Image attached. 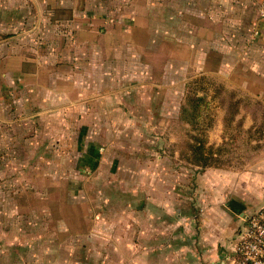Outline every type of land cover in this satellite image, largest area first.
I'll list each match as a JSON object with an SVG mask.
<instances>
[{
	"label": "crops",
	"instance_id": "0c3cea01",
	"mask_svg": "<svg viewBox=\"0 0 264 264\" xmlns=\"http://www.w3.org/2000/svg\"><path fill=\"white\" fill-rule=\"evenodd\" d=\"M115 1L0 0V33L41 35L37 54L28 39L0 41V127L9 152L0 146V161L27 162L34 146L35 161L80 164L56 173L73 184L33 194L29 186L21 191L26 202L3 204L0 264H226L245 220L264 207V138L239 169L191 165L175 147L187 94L175 103L181 78L186 85L212 76L264 104V25L254 37L249 0H170L175 12L150 0L148 13ZM223 1L229 10L218 7ZM189 2L206 3L194 17L212 29L185 20ZM179 17L190 39L174 34ZM161 40L196 50L183 62L195 76L180 77L174 57L164 64L136 57ZM241 117L244 130L256 125L252 115ZM31 127L38 139L17 135ZM215 129L212 143L229 140L222 120Z\"/></svg>",
	"mask_w": 264,
	"mask_h": 264
},
{
	"label": "rangeland",
	"instance_id": "374dc122",
	"mask_svg": "<svg viewBox=\"0 0 264 264\" xmlns=\"http://www.w3.org/2000/svg\"><path fill=\"white\" fill-rule=\"evenodd\" d=\"M135 1V2H134ZM150 0H130L129 3H127L126 5H128V7H132V5L134 4L135 6H137L139 8V10L141 12L144 13H148L150 9H146L143 5L145 3H149ZM161 5H162V11L164 12V9H166V12H168V9L175 12L176 8L174 7H169L167 6V3L170 0H158ZM175 1H179L181 2H185V0H175ZM128 2V1H127ZM232 1H230L229 3H231ZM124 3V0H116L113 4V6H118L120 4ZM190 4H192L190 7L186 6L185 9L183 10L184 12H186V21L188 23H192L198 27L202 26L203 28H207L212 29V26L207 25L204 26V22L197 17H194L195 14L199 13V11L201 9H206L204 8L206 6V3H208V1L205 3V6H203L204 4L201 3V5H199L198 2H189ZM193 3H195V5H193ZM239 7L238 9H242V10H246V6L244 4V2H238ZM137 4V5H136ZM176 4V3H175ZM234 4V3H233ZM180 6V5H179ZM178 6V7H179ZM184 6V5H183ZM182 6V9H183ZM218 7L221 10H229L230 6L228 5V2L223 1L222 4H218ZM235 7V6H234ZM186 10V11H185ZM234 10V8H233ZM249 12L251 11L253 13V15L255 16L257 13V4L252 1L249 0V7H248ZM182 11V10H181ZM250 14V13H249ZM197 18V19H196ZM174 27H177L175 30L174 34L178 37V38H186V39H190L188 37V35L186 34V32H183V28H182V18H175V21L173 22ZM211 33V32H210ZM209 34V33H207ZM241 35V34H240ZM13 36V37H12ZM40 33L37 30H33L30 33H0V41H7L8 39H12V38H16V40H18L20 43L24 40V39H28V41L31 44V47L33 45L34 42H36L35 44L38 43L39 39H40ZM163 40H161V44H158L157 46H159L158 48H152V49H146V50H142L140 53V55H136V57L138 59H142V61L146 62L149 61L151 62L152 60L155 62H159V64H164L166 62V58L171 59L172 57H174L175 59V65L179 66L177 69L179 71L180 77L181 76H185L186 77H191V76H195L194 74L196 73L194 70H186L185 68H183L184 65V60L186 61L185 64L188 65L189 63L193 62L194 58H196L198 56L196 50H192V49H188L185 46H182V44H176V47H172L170 45H168L167 43L162 42ZM37 47V46H36ZM175 49H172V48ZM38 49H35L32 47L31 50H28L30 53L32 54H37ZM27 52V51H26ZM126 52H128V54L130 53H134L135 51L128 49ZM136 53V52H135ZM138 53V52H137ZM149 66H145V64L143 65V71H148V72H152L149 68H147ZM161 68H159V71ZM185 69V70H184ZM194 71V72H193ZM185 72V73H183ZM186 74V75H185ZM199 79V78H197ZM197 79H192L189 81V83H186L185 85V79L181 78L180 80H178L175 83V91L178 92L177 96L175 97V103H177V105L179 103H181V99H182V91L186 89V91L191 87L190 84L194 81H196ZM201 82L196 83L194 82V85L192 86V88L194 89L193 92H201L205 95L206 97V102H207V106H208V115L211 114V121H215V125L218 121L221 120H225L230 118V115L232 114V112H234L236 109L239 110V112L237 114H235L234 120L235 122H242V116H244L245 114L251 116L254 118V120L258 123H261L264 121V117H263V113L261 111V107L260 105L261 102L254 99L252 100V98H249L246 96V94L242 91H235L234 88H232L227 82L224 81H219L217 79H215L212 76H208V77H204L200 80ZM169 83V82H168ZM170 86L169 91L171 92V86L172 84L169 83L167 84ZM166 87V86H165ZM163 90H160V96L162 97V100L165 102H171L172 99L169 95H167V87L164 88V86L162 87ZM161 88V89H162ZM183 102V101H182ZM185 102V101H184ZM260 104V105H259ZM244 113V114H243ZM179 115V114H178ZM180 116V115H179ZM207 120V122L210 121ZM179 121V120H178ZM4 122V121H2ZM180 122V121H179ZM19 124H21V122H18ZM181 123V122H180ZM180 123H176V127H175V134L177 135L178 141H180V139L183 136V130L178 126L180 125ZM237 123L235 125L232 126L231 129H224L223 130V134L224 136H226L227 138H230L228 141L224 140V144L221 143L220 145L223 144L222 148L224 151V155H227L228 158H230L231 156L237 158H234V163L235 164H241L239 160H241L240 158H247L248 156H250L251 154L257 153L258 151H260V149H262V144L260 142L257 141L256 139V143L255 144H251V141L249 139L248 134H246V130L244 129H240L237 126ZM178 124V125H177ZM215 125L214 127L212 126V128H208L204 134H206L205 136H202V138L204 137L207 141V143L212 144L215 146V143H212L211 141L215 142V139L217 138L218 135H220L219 130L215 129ZM14 131H18V130H14ZM54 132V131H52ZM6 133L7 130L5 128L0 127V147L1 149H4V154L5 156H9V152L7 151V147L6 145L2 144V141L4 140V138H6ZM23 133V135L25 136H30L32 139H38L39 134H37V132H35V130H33V127H31L30 129H24V131L20 130L18 131L17 135H21ZM195 134V133H194ZM232 137V138H231ZM3 140H2V139ZM261 144V145H260ZM30 149H26L28 155L29 160L27 162L22 161V160H11V161H0V209L3 207H5L6 202H13V203H23L26 202L25 199L28 198L27 194H24V196H22V192L23 190H27V188L30 186V188L32 189V194L34 192H36L37 190L40 192L43 188H46L47 186L50 185H57L60 184L62 186H67L68 184H73V182L69 183V179L71 178V175H67V177H65L63 180L60 179V177L56 174L57 171L59 172V170H65V172H71L73 171V168H75L76 166L79 167L80 164L76 162H71L69 160H33L34 157V146H29ZM70 149V147H65ZM23 152V151H21ZM247 156V157H246ZM23 163L25 164V166H27L26 168H28V172L26 171L25 174L22 175V172H20L21 168L23 167ZM83 163V162H82ZM85 164V163H84ZM4 168L5 170L8 168L9 171H3L1 172V169ZM25 168V167H24ZM3 169V170H4ZM19 171V173L17 172ZM69 178V179H68ZM23 180H25V185L23 184ZM27 184V186H26ZM75 185H77L76 183H74ZM19 190V191H18ZM41 195V193H35V195H29L30 197V201H35V200H39L38 197L35 198V196H39ZM55 195V196H54ZM57 194H53L51 193V197L52 199H56ZM61 195V194H60ZM23 197H25V199H23ZM54 197V198H53ZM62 197V196H61ZM23 206H20V209H22ZM6 212V210L4 211V213ZM12 214H14V212H11ZM0 216H3L2 214H0Z\"/></svg>",
	"mask_w": 264,
	"mask_h": 264
},
{
	"label": "trees",
	"instance_id": "16d2710c",
	"mask_svg": "<svg viewBox=\"0 0 264 264\" xmlns=\"http://www.w3.org/2000/svg\"><path fill=\"white\" fill-rule=\"evenodd\" d=\"M200 80L201 79H197L194 81L195 84L201 82ZM194 82L190 84L191 87L187 90L185 102L181 108L179 116V121L181 122H179L180 125L183 123L188 125L183 129L181 128L183 130V136L175 146L179 152L180 158L191 165L199 166L201 168H242L243 165H245L246 160L242 157L240 158L241 160L238 158V161H240L241 164H235L234 156L228 158L227 155H224L225 153L222 148L224 142L222 145L214 146L207 143L204 137L202 138V136L206 135L204 133L208 128L210 129L212 126L214 127L215 121H211V114L207 116L208 106L205 95L199 96V91L193 92L194 89L192 86L194 85ZM260 107L264 117V104L260 105ZM238 112L239 110L236 109L232 112L230 118L222 120L224 129L232 128V124L235 122L233 116ZM209 119L210 121L207 122ZM236 127L243 129L241 122H238ZM245 132L248 134L251 142L253 140L256 141V139L258 142L261 141L264 138V121L261 123L256 122L254 127Z\"/></svg>",
	"mask_w": 264,
	"mask_h": 264
},
{
	"label": "built area",
	"instance_id": "2783aa9c",
	"mask_svg": "<svg viewBox=\"0 0 264 264\" xmlns=\"http://www.w3.org/2000/svg\"><path fill=\"white\" fill-rule=\"evenodd\" d=\"M253 1L257 4L258 18L251 33L258 37V24L264 25V0ZM226 264H264V207L247 217Z\"/></svg>",
	"mask_w": 264,
	"mask_h": 264
}]
</instances>
